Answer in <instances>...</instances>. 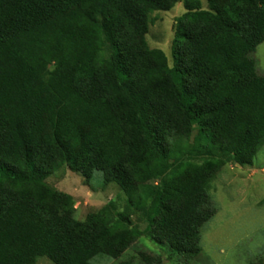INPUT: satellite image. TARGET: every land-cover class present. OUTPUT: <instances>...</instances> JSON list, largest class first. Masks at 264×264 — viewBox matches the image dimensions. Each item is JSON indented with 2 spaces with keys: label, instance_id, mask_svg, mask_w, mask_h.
I'll list each match as a JSON object with an SVG mask.
<instances>
[{
  "label": "trees",
  "instance_id": "1",
  "mask_svg": "<svg viewBox=\"0 0 264 264\" xmlns=\"http://www.w3.org/2000/svg\"><path fill=\"white\" fill-rule=\"evenodd\" d=\"M178 1L0 0V264L114 261L137 211L157 243L199 256L223 160L250 167L264 145V77L251 58L264 0H205L207 10L184 0L169 68L146 35L151 15ZM194 126L222 161L184 162ZM63 166L120 188L118 223L75 220L73 199L45 183Z\"/></svg>",
  "mask_w": 264,
  "mask_h": 264
},
{
  "label": "rangeland",
  "instance_id": "2",
  "mask_svg": "<svg viewBox=\"0 0 264 264\" xmlns=\"http://www.w3.org/2000/svg\"><path fill=\"white\" fill-rule=\"evenodd\" d=\"M201 9L207 10L205 0H199ZM186 10L184 0L169 12H156L149 25L146 42L151 50L162 51L169 68L173 67L172 48L178 19ZM257 74L264 77V42L251 54ZM188 155L184 162L201 165L205 161H222L209 152L206 134L194 126L189 139ZM221 159V160H220ZM46 186L73 199L74 218L85 222L98 214L115 225L124 213L125 196L116 184L103 186L100 173L87 183L66 166L48 177ZM160 182L157 181V185ZM209 195L215 215L200 230L199 256L192 260L174 254L166 244L155 240L153 227L143 211L129 217L128 227L134 231L132 244L120 258L109 260L97 257L93 264H264V145L252 166L240 167L227 157L210 184ZM36 264H52L40 258Z\"/></svg>",
  "mask_w": 264,
  "mask_h": 264
}]
</instances>
